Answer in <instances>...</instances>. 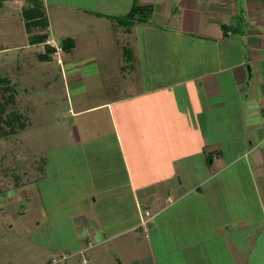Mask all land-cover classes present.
Here are the masks:
<instances>
[{
	"label": "crops",
	"instance_id": "crops-1",
	"mask_svg": "<svg viewBox=\"0 0 264 264\" xmlns=\"http://www.w3.org/2000/svg\"><path fill=\"white\" fill-rule=\"evenodd\" d=\"M44 1L47 14L54 12L62 30L79 31L72 35L74 51L80 44L88 47L91 62L101 58L113 64L116 68L111 67V72L125 80L141 65L137 61L139 41L150 33L149 43L152 31L163 37L164 46L154 47V73L148 74V81L154 82L145 92L137 91L135 78L124 84L128 95L154 96V103L144 107L147 115L141 136L146 138L142 144L154 143V159L149 160H154V176L159 178L154 185H136L132 192L141 199L150 198L148 209L153 208L151 221L156 219V223L143 238L149 244L147 250L141 253L138 246L142 244H129L137 253L132 251L123 259V253L117 251L113 264L122 260L129 264L244 262L235 250L239 238L256 234V229L262 232L264 224L260 205L264 184V0H138L154 6V27L152 21L125 30L116 17L128 13L134 0ZM49 16L48 31H53ZM126 57L131 62L127 66L122 63ZM75 69L73 77L78 78V66ZM128 122L125 127L131 133ZM131 135L125 134L124 142L133 149L136 143L129 142ZM200 172L201 178L193 186H184L183 180L172 186L173 177ZM160 183H169L177 195L171 197L168 189L166 204L158 194ZM251 199L258 200L252 217L248 211ZM135 205H140L137 199ZM251 226L255 228L251 230ZM136 228L143 227L133 226L129 231ZM122 234L101 241L96 237L92 242L89 237L90 246L83 248L78 242L71 255L91 250V264L108 263L111 255L101 253L99 247L109 243L111 252L118 246L111 240ZM154 247L163 253H155ZM47 264L55 263L50 260Z\"/></svg>",
	"mask_w": 264,
	"mask_h": 264
},
{
	"label": "rangeland",
	"instance_id": "rangeland-1",
	"mask_svg": "<svg viewBox=\"0 0 264 264\" xmlns=\"http://www.w3.org/2000/svg\"><path fill=\"white\" fill-rule=\"evenodd\" d=\"M41 1L47 8V1ZM25 3L26 0H0V78L7 79L15 98L5 115L15 110L26 122L25 129L0 136V264H47L50 260L55 264H91V250L71 255L77 243L86 248L96 237L101 241L120 232L123 234L111 240L118 245L111 252L109 243L99 247L101 253L111 255L108 263L102 264H113L118 252L123 253V259L130 257L132 251L137 253L132 247L137 244H142L138 246L140 252L147 250L149 244L143 238L150 234L156 219L151 221L154 211L148 209L150 198L136 197L132 189L145 183L154 185L155 178H159L154 176V160H149L154 159V143L142 144L146 138L141 136L147 115L144 107L154 103V96L128 95L124 84L135 78L137 91L145 92L154 82L148 81V74L154 73V47L164 46L163 37L152 31L151 42H147L149 32V37L139 41L137 61L141 65L129 73L127 80L111 72V67L116 68L113 64L101 58L91 62L87 56L91 50L81 44L75 51L64 53L62 64L53 54L41 61L39 55L45 48L43 44L30 43L22 17ZM51 13L47 14L53 27V31H47L51 41L61 44L67 36L73 38L79 33L71 28L62 30L63 25L59 27ZM152 21L154 27V19L148 23ZM38 31L44 30L35 28L31 34ZM145 33L144 30L141 35ZM122 63L129 65L127 61ZM75 66L81 74L78 78L73 77ZM3 88L0 85V103L10 95ZM126 120L134 134L129 141L136 143L133 149L124 142L125 134H131L125 127ZM201 173L177 175L172 186L180 180L184 186H193ZM158 186L165 204L168 189L171 188V197L177 196L169 183ZM260 198L264 209V184ZM257 201L249 202L251 217L256 215ZM143 205L148 210L142 209ZM137 225L143 228L129 231ZM261 228L262 232L256 229V234L250 232L239 238L235 250L242 255L244 262L240 264H264V224ZM154 252L163 253L160 247H154ZM117 264L129 263L122 260Z\"/></svg>",
	"mask_w": 264,
	"mask_h": 264
},
{
	"label": "trees",
	"instance_id": "trees-1",
	"mask_svg": "<svg viewBox=\"0 0 264 264\" xmlns=\"http://www.w3.org/2000/svg\"><path fill=\"white\" fill-rule=\"evenodd\" d=\"M27 3V6H26ZM23 6L22 17L25 21L27 27V34H29V40L32 45L43 44L45 51L39 55L41 61L47 60L51 54L54 53L55 49L50 46L47 41L49 40L48 28L49 19L47 16L45 5L41 0H26ZM155 8L153 5H142L139 4L138 0H134L131 9L123 16L116 17L117 21L123 27H131L137 23H147L150 21L154 14ZM35 28H42L44 31H38L37 34L32 35L31 32ZM128 28V29H129ZM64 53L70 52L74 46V40L72 38H66L60 44ZM127 63L129 62V57H126ZM6 78H0V85H3V91L5 94L9 93L3 103H0V136H11L17 132L18 129H25L26 122L23 116L13 110L6 112V108L9 104H14L15 98L14 94L10 92V85L6 84Z\"/></svg>",
	"mask_w": 264,
	"mask_h": 264
},
{
	"label": "built area",
	"instance_id": "built-area-1",
	"mask_svg": "<svg viewBox=\"0 0 264 264\" xmlns=\"http://www.w3.org/2000/svg\"><path fill=\"white\" fill-rule=\"evenodd\" d=\"M47 43L55 49L53 55H54L55 59L57 60V62L59 64H62L63 59H64V51H63L62 47L60 46V44L55 43V42L51 41L50 39L47 41ZM146 214L147 215L150 214L149 211H147ZM143 224H145V221Z\"/></svg>",
	"mask_w": 264,
	"mask_h": 264
},
{
	"label": "water",
	"instance_id": "water-1",
	"mask_svg": "<svg viewBox=\"0 0 264 264\" xmlns=\"http://www.w3.org/2000/svg\"><path fill=\"white\" fill-rule=\"evenodd\" d=\"M144 208V207H143Z\"/></svg>",
	"mask_w": 264,
	"mask_h": 264
}]
</instances>
